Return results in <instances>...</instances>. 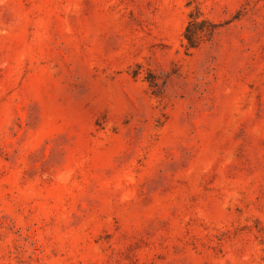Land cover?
<instances>
[{"label": "rangeland", "instance_id": "rangeland-1", "mask_svg": "<svg viewBox=\"0 0 264 264\" xmlns=\"http://www.w3.org/2000/svg\"><path fill=\"white\" fill-rule=\"evenodd\" d=\"M0 264H264V0H0Z\"/></svg>", "mask_w": 264, "mask_h": 264}, {"label": "trees", "instance_id": "trees-1", "mask_svg": "<svg viewBox=\"0 0 264 264\" xmlns=\"http://www.w3.org/2000/svg\"><path fill=\"white\" fill-rule=\"evenodd\" d=\"M195 25L194 22H190L188 27H187V30H186V33H185V37L188 39L189 41V44L191 47H194L195 46V40L193 39V37L190 36V31H191V28Z\"/></svg>", "mask_w": 264, "mask_h": 264}]
</instances>
